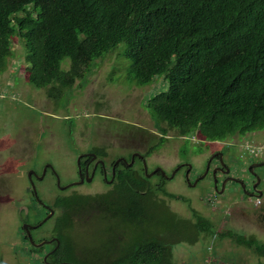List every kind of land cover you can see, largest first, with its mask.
Masks as SVG:
<instances>
[{
    "label": "trees",
    "instance_id": "trees-1",
    "mask_svg": "<svg viewBox=\"0 0 264 264\" xmlns=\"http://www.w3.org/2000/svg\"><path fill=\"white\" fill-rule=\"evenodd\" d=\"M14 41L22 45L28 81L47 89L48 97L73 88L89 65L124 43L136 86L157 76L168 84L166 92L143 101L162 137L172 131L228 141L264 130V0H0V79L14 57ZM118 167L106 193L74 194L53 204L77 224L80 216L93 215L100 225L83 239L85 246L75 240L70 247L65 235L63 248L77 256L58 261L175 264L180 234L193 232L229 238L264 264V244L229 231L217 236L191 208L193 221L180 218L156 199L161 193L188 205L162 190L163 178L154 184L143 168Z\"/></svg>",
    "mask_w": 264,
    "mask_h": 264
},
{
    "label": "rangeland",
    "instance_id": "rangeland-1",
    "mask_svg": "<svg viewBox=\"0 0 264 264\" xmlns=\"http://www.w3.org/2000/svg\"><path fill=\"white\" fill-rule=\"evenodd\" d=\"M14 43V57L0 79V264H33L34 258L46 250L30 252V246L22 243L20 230L23 220H28L19 213L21 207L23 210L32 207L27 179L30 171L40 178L44 167H50L43 180L33 181L37 198L49 205L56 196L96 195L111 189L100 175L89 183L64 190L56 184L58 180L60 187H64L76 181V158L94 151L100 153L99 157L103 155L107 168L118 159L129 162L134 153L140 154L145 157L148 174L160 167L170 177L164 180L162 190L188 201L187 205L158 193L157 201L164 202L171 213L193 221L191 208L212 224L217 236L229 231L264 244V202L254 211L250 209L254 207L253 199L232 183L217 193L208 179L192 187L184 183L182 171L171 177L178 163H192L194 169L189 181L193 184L202 171L207 155V147L202 143L207 142L199 135L188 137L189 150L192 145L201 149L193 148L198 153L189 155L180 149L183 137H177L172 131L164 137L157 133L143 108V101L166 92L168 84L157 76L149 85L136 86L128 76L132 62L124 57V43L89 65L84 77L73 88L58 90L50 97L47 89H36L28 81L22 45ZM66 63L67 59L63 64ZM233 141L237 142L236 150H239L236 155L233 150L227 155L233 159L232 173L248 184L252 180L245 176L248 166L264 159L257 157L259 154L250 155L248 150L264 149V130L234 137ZM138 158L130 168H143V161ZM255 168L260 179L258 190L264 199V166ZM150 178L155 184L156 177ZM220 187L218 184V190ZM96 211L94 209L93 213ZM93 219V215L80 216L79 224L74 222L72 231L67 230L65 235L85 246L81 243L83 239H90L100 229ZM56 225V218L45 222L32 231V238L37 240L50 234ZM174 238L178 236L174 235ZM180 238L181 242L174 249L175 264H217L222 261L255 264L259 259L251 250L237 246L229 238H209L193 232L186 236L181 233ZM188 239H196V242L189 244ZM13 252L22 255H12Z\"/></svg>",
    "mask_w": 264,
    "mask_h": 264
},
{
    "label": "flooded vegetation",
    "instance_id": "flooded-vegetation-1",
    "mask_svg": "<svg viewBox=\"0 0 264 264\" xmlns=\"http://www.w3.org/2000/svg\"><path fill=\"white\" fill-rule=\"evenodd\" d=\"M240 139H243V138H240ZM231 140H233V139H231ZM231 140H228V142L227 141H208L206 144L202 143L203 146L207 147V151H206L207 155H206V158H204V165H203L201 173L198 174L197 177H195L196 178L195 181H197L196 184L198 182H201L204 179H208L211 183V186H213L214 190L217 193H221L223 191L225 185L232 183L237 188L240 187L244 191L243 192L244 194L251 197L250 199H253V206L254 207H251L250 209L256 211V210H258L257 207H259V206L261 207L263 204L260 201L258 204L256 202V198L260 196V195L258 196L256 193L261 192L258 190V184L260 182V179L256 175L257 174V172L255 170L256 168L249 169V167L251 164H257V163L264 162V159L259 160V161H253L248 166L247 171L245 172L246 173L245 176H247V178H249V179L251 177L252 180L250 179V182L248 184L245 183V181L242 178H237L232 173L233 170L231 168V164H232L233 159L230 157L231 155L230 156H227V155L230 154L231 150H233V154L236 155L237 154L236 151H238L239 148H238V150H236V146H238V144L235 141L231 142ZM189 143L190 142L186 138H184V141H182V143H181L180 149H183V150L186 149V153L189 155L198 153V152H194L193 148L196 151L201 150L199 147H197L195 145H192L193 147L191 146V150H189V148H188ZM221 148H222V150H221ZM98 154H100V153L97 151L87 152V153L81 154V157H80V173L78 172V169L76 168V179H77L76 181H79L81 178L84 180L83 184H85L86 178H88L91 174L93 175L92 180L95 179L96 176L100 175L102 177V181L111 187L112 181L116 175V171H115L117 169L116 167L123 166V165L125 167H130L131 166L130 161L127 162L125 159H124V161H121V159H118V160H120L119 163H117L114 166L115 162L118 161V160H116V161H114V163L112 162L111 165L108 166V168H107L106 162L103 159V155H101L102 157H99ZM256 154H258V153H255L254 155H256ZM257 157H264V152L257 155ZM138 159H140L141 161H144V157H142V156L139 157ZM76 160H77V158H76ZM129 160H131V157ZM135 160H136V157H134V161ZM113 166H114V177L111 178L112 177L111 176V169ZM174 168H175L174 174L177 175V173L179 171H182L184 183L187 184L188 186H192L191 182L189 181V175L192 173V170L194 169L193 164L188 163V162L187 163L180 162ZM49 170H50V167L48 165L44 167V169L42 170V173L44 171V177ZM155 170H157V171L155 172V174L153 176L156 175L157 180L160 177L163 178V180L170 179V177H168V175L160 167L156 168ZM161 170L164 172L163 175L161 174ZM34 173H36V172H34ZM42 173H41V175H42ZM202 176H204V177L201 178ZM34 179L38 180V176L36 174L32 175V180L34 181ZM76 181H74V182H76ZM188 181H189V183H188ZM83 184H81V185H83ZM218 184L221 185L220 190H218L219 188H217ZM223 184H224V186H223ZM222 186H223V188H222ZM71 187H74V186H71ZM66 189H68V188H66ZM30 193L32 194V199H30V200H32V202H30L32 204L31 205L32 207H30V208L26 207V209H27L26 213H24L25 211L21 207L19 215H23L26 218V220H28V221L23 220V223L25 225H28L27 230H28L30 237L32 239V242L34 244H39L43 241L50 242V243L44 244L41 247L36 248V247L32 246V244L27 239L26 232L23 229L20 230L22 232V238H23L22 243L28 244L30 246V248L35 250L34 252H38V251L46 248V250L44 251V253H42V255L36 256V258H34L33 264H72L69 261H58L59 257L61 255H64V254H69L71 257L77 256V253L75 252V250H72L70 248L71 246H73L76 243L75 239L70 238V240L67 242L68 243L67 245H70V247L68 248V246H67V248H65V247L63 248V245H64L63 238L66 237L65 233L67 230H69L68 229L69 226H72V222H74V218H72V214L70 212H61V208L59 207L60 203H59L58 209L55 208V205H53L56 202V200L61 201L60 199H62V197L56 196L54 198L53 204L49 205L46 201H40L39 200V202H38L35 199V196L32 193V190H30ZM64 197L69 198L70 196L68 195V196H64ZM40 210H42L43 213H41ZM40 214H42V215L40 216ZM255 214H257V213H255ZM48 216H49V218L45 222L52 220L53 218H56L57 225L52 228L50 234L48 233L45 236L39 237L37 240H34L32 238V235H31L32 231L37 229L38 227L42 226L45 222L42 223L41 225H39V223ZM36 218H38V220ZM75 221H76L75 223H78L76 218H75ZM32 249H30L29 251L33 252ZM12 255L20 256L22 254L13 252Z\"/></svg>",
    "mask_w": 264,
    "mask_h": 264
},
{
    "label": "water",
    "instance_id": "water-1",
    "mask_svg": "<svg viewBox=\"0 0 264 264\" xmlns=\"http://www.w3.org/2000/svg\"><path fill=\"white\" fill-rule=\"evenodd\" d=\"M134 157H141V155L138 154V153L133 154V155L131 156L130 165L133 164ZM119 161H120V160L116 161L115 164H114V166H115L117 163H119ZM121 161H124V159H121ZM114 166H113L112 169H111V176H112V178L114 177ZM261 166H264V162L257 163V164H251L250 167H249V169H252V168H255V167H261ZM76 168L78 169V172L80 173V157H78L77 160H76ZM143 170H144L145 176H146L147 178H150L151 176H153V175L155 174V172L157 171V170H154V171H152L150 174H148V173H147V170H146V166H145V162H144V161H143ZM161 174H162V175L164 174V172H163L162 170H161ZM32 175H35V173H34L33 171H30V172L27 174V179H28V181H29L30 188H31V190H32V193H33L34 196H35V199L39 202V199L37 198V195H36L35 186H34V183H33V180H32ZM173 175H174V172L172 173L171 177H172ZM92 176H93V175L91 174L88 178H86L85 182H86V183L91 182V180H92ZM43 177H44V171H43L42 175L40 176V178H38V180L43 179ZM203 177H204V176H202L201 178H203ZM111 180H112V179H111ZM83 182H84V180L80 178L79 181L73 182V183H71V184H69V185H67V186H64V187H60V185H59V181H58V180H57V183H56V184H57V186L59 187L60 190H64V189L69 188V187H71V186H79V185L83 184ZM196 182H197V181H194V183L192 184V187L195 186ZM188 183H189V181H188ZM224 184H225V183H224ZM224 184H223V186H224ZM223 186H222V188H223ZM242 187H243V186H242ZM256 194H257L258 196L260 195L259 192L256 193ZM24 211L26 212L27 209L24 208ZM48 218H49V216L46 217L45 219H43V220L39 223V225H41L42 223H44ZM27 226H28V225H25V224H24V225L22 226V229L26 232L27 239H28L29 242L32 244V246L38 248V247L43 246L44 244L50 243V242H45V241H43V242H41V243H39V244H34V243L32 242V239H31V237H30V234H29V232H28V230H27Z\"/></svg>",
    "mask_w": 264,
    "mask_h": 264
},
{
    "label": "clouds",
    "instance_id": "clouds-1",
    "mask_svg": "<svg viewBox=\"0 0 264 264\" xmlns=\"http://www.w3.org/2000/svg\"><path fill=\"white\" fill-rule=\"evenodd\" d=\"M193 136H196V135H193ZM203 139V138H202ZM204 140V139H203ZM205 141V140H204ZM205 142H207V141H205ZM246 146H250V145H246ZM243 149V148H242ZM247 149H248V147H247ZM244 151V150H243ZM254 151V150H253ZM262 152H264V149H261L260 148V150L259 151H257V152H255L254 151V153L252 154L251 152H250V150H248V153L250 154V155H254L255 153H258V154H261ZM112 178V177H111ZM261 193V192H260ZM257 199H259V201L260 202H264V199L262 198V193L260 194V196L259 197H257L256 198V200Z\"/></svg>",
    "mask_w": 264,
    "mask_h": 264
},
{
    "label": "built area",
    "instance_id": "built-area-1",
    "mask_svg": "<svg viewBox=\"0 0 264 264\" xmlns=\"http://www.w3.org/2000/svg\"><path fill=\"white\" fill-rule=\"evenodd\" d=\"M250 152L253 154L254 151L253 150H250ZM257 204L259 203V199L256 200Z\"/></svg>",
    "mask_w": 264,
    "mask_h": 264
}]
</instances>
